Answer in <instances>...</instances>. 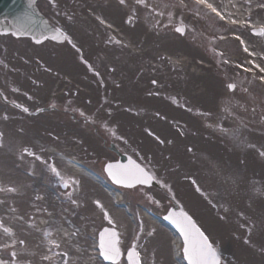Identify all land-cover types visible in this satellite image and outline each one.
Listing matches in <instances>:
<instances>
[{
    "label": "rangeland",
    "instance_id": "obj_1",
    "mask_svg": "<svg viewBox=\"0 0 264 264\" xmlns=\"http://www.w3.org/2000/svg\"><path fill=\"white\" fill-rule=\"evenodd\" d=\"M261 18L259 16V21ZM209 21L205 20V23L216 25L214 21L210 19ZM176 24L184 26V34L181 38H176L170 32H155V35L150 32L144 33L138 28L131 32L133 35L130 42L140 52L139 63L150 60L154 65L156 91L157 94H161L155 97L153 103H147L146 109L157 115L155 120L149 122L147 118L140 119L141 124L138 127H115L112 132H104L98 127H93L91 135L101 141L119 140L124 147L132 148L133 153L158 176L165 188L179 199L181 206L192 213L207 231L219 251L222 264H264V155H262L264 119L254 120L253 114L247 111L253 106L252 103L238 102V98L244 97L245 83L244 79L239 82L232 76L234 72L232 66L227 64L223 66L221 62L218 72L203 68L204 66L199 65L198 61L209 63L214 59L210 50L205 47L207 45L205 40L200 39L201 33L196 36L198 32L194 31L192 24L181 18L176 17ZM79 29L84 33L86 28L75 27V36L80 38ZM137 39L143 40L141 46L136 43ZM0 41L5 45V51L4 48H0L2 63L9 64L15 58L22 56L25 61L28 57L31 64L30 57L38 54L36 48L28 49L26 45L4 39ZM217 47L223 51H228L230 48L240 54L231 40L211 45V49ZM256 47L259 49V46ZM107 54L109 59L116 63H119L118 59L125 60L124 69L128 73H131L137 65V62L122 58L127 56H122L118 50L107 51ZM232 55L236 57L235 54ZM169 60L182 65L174 70L170 68ZM16 63L26 64L18 61ZM120 65L122 66V63ZM2 73L4 74V68L0 66V75ZM145 79L140 78L142 82ZM231 83H236L233 93L228 90V85ZM125 87L127 89L124 91H128L130 86ZM245 95L250 94L246 91ZM201 106L204 111L209 112L207 122H202L200 118L187 113V108ZM216 112L217 117L218 114L221 116L219 119L211 115ZM123 128L124 130L120 132ZM0 129L5 130L3 123ZM33 139L29 135L19 138L26 143L32 142ZM34 144L39 145L37 142ZM188 147L192 150L188 151ZM3 157H5L4 152L0 149V173L4 176L11 167ZM47 160L52 161L50 157ZM196 161H199L197 166ZM56 164L60 169L59 161ZM61 167L65 170L63 165ZM204 167L213 169L221 178L227 172L233 183L235 181L243 183L232 216L230 208L226 207L228 201L220 199L223 191L218 187L217 181L214 185H208V175ZM64 170L60 169V171ZM64 177L75 180L70 172L64 171ZM28 181V195L31 196L35 194L34 181ZM82 185L87 190L91 187L86 181H83ZM45 195L39 193L38 196ZM94 195L95 193L92 192L93 197L89 200L92 212H99L94 210L97 199L103 211H108V216L116 226L122 242L126 241L130 234L129 220L122 211L117 212L111 206L110 199L107 197L102 199ZM126 198L129 201V197ZM141 198L142 196H137L135 199L141 200ZM149 210H152L150 212L153 214V209L149 208ZM224 213L229 218L219 217ZM136 221L139 233L138 248L143 264H177L172 258V247L175 242L170 233L152 221L137 218ZM70 240L64 239L63 243L71 245ZM246 240L248 243H245ZM74 242H78V245L68 246L69 249L65 245L58 248L60 253L66 255L68 259L66 264H71L70 260L77 263L81 256L79 253L82 252L87 261L95 262L90 258L87 244H83L82 240ZM29 246L33 247L31 242ZM43 252L45 253V250ZM17 254L20 258H23L22 254H24L33 262V256L28 251L22 253L17 249ZM1 258L7 260L6 257ZM16 264L22 263L17 260Z\"/></svg>",
    "mask_w": 264,
    "mask_h": 264
},
{
    "label": "snow or ice",
    "instance_id": "obj_2",
    "mask_svg": "<svg viewBox=\"0 0 264 264\" xmlns=\"http://www.w3.org/2000/svg\"><path fill=\"white\" fill-rule=\"evenodd\" d=\"M121 4L125 2V0H120ZM194 2L198 5H203L209 8L212 12H214L220 19H224V16L220 14L212 6V4L207 3L206 0H194ZM137 3H142V0H137ZM236 21L233 20V23ZM176 31L183 32V29L177 28ZM56 36L53 39H59L63 36L64 40H67L68 37L64 36L63 33L60 32L59 29L56 30ZM254 35H264V29H261L259 32H255ZM39 43V41H37ZM247 50V49H246ZM227 63V61H225ZM247 70V69H246ZM264 71V69H262ZM261 82H264V76L260 77ZM155 83V81H153ZM228 88L231 90L234 88V85L229 84ZM27 111V109H25ZM27 155L32 156L34 155L32 152L25 149ZM264 155V153H262ZM39 159V157H37ZM51 171L59 177V172H57L56 168L52 167ZM105 171H107L109 177L115 182L116 184L123 185L125 187H133L136 184H148L150 181L154 179L153 176L149 175L143 168L139 165L135 164L133 161H129L128 166H120V165H107ZM71 185L78 184V181L72 180L63 182V187L68 188ZM0 191H7L12 192V188L0 189ZM73 203L76 201L73 200ZM98 208H101L103 211L102 206L97 201L95 202ZM173 224L179 229L181 234L183 235L184 242H183V252L185 257L188 259L189 264H219V258L216 252V249L213 245L209 242V238L193 223L192 219L181 211L179 214L170 213L168 217ZM104 219L108 220L109 224H112L113 221L109 219L108 213H104ZM0 229L3 230L5 235L11 236V230L8 227L3 226L0 224ZM76 233H72L75 235ZM46 235H50V233H46ZM151 235V233H149ZM108 237L107 241L105 237ZM21 244L24 241H20ZM245 243H248L246 240ZM118 234L115 231L109 232L105 229L104 232L100 233V252L99 255L103 257L105 261H109L110 264H119V257H120V248ZM59 247V244L55 245ZM5 248L9 247V245H5ZM12 256V264H16V252L11 253ZM128 259L130 264H140L139 254L135 251V245L128 250ZM0 264H8L7 261L0 259Z\"/></svg>",
    "mask_w": 264,
    "mask_h": 264
},
{
    "label": "bare ground",
    "instance_id": "obj_3",
    "mask_svg": "<svg viewBox=\"0 0 264 264\" xmlns=\"http://www.w3.org/2000/svg\"><path fill=\"white\" fill-rule=\"evenodd\" d=\"M207 3L212 4L214 8L222 16H224V21L228 23L231 27V22L236 21L237 23H240L244 20L251 19V14L248 16L249 11L253 9L252 3L253 0H206ZM256 10H260V7H257ZM254 24H259V22H253ZM231 32V30H230ZM232 36L237 35L240 42L242 43V48L246 51L249 52L251 51L255 56L259 54L255 49H253L251 46L249 47V42L248 40L236 33L235 31L232 32ZM252 43V42H251ZM247 49V50H246ZM252 64H254L255 60L250 61Z\"/></svg>",
    "mask_w": 264,
    "mask_h": 264
}]
</instances>
